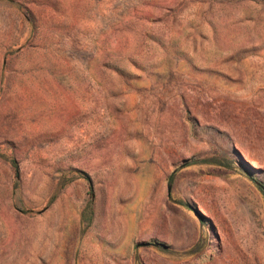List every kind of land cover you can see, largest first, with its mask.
<instances>
[{
  "label": "rangeland",
  "instance_id": "obj_1",
  "mask_svg": "<svg viewBox=\"0 0 264 264\" xmlns=\"http://www.w3.org/2000/svg\"><path fill=\"white\" fill-rule=\"evenodd\" d=\"M0 264H264V0H0Z\"/></svg>",
  "mask_w": 264,
  "mask_h": 264
},
{
  "label": "water",
  "instance_id": "obj_2",
  "mask_svg": "<svg viewBox=\"0 0 264 264\" xmlns=\"http://www.w3.org/2000/svg\"><path fill=\"white\" fill-rule=\"evenodd\" d=\"M145 245V244H144Z\"/></svg>",
  "mask_w": 264,
  "mask_h": 264
}]
</instances>
